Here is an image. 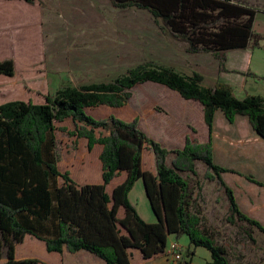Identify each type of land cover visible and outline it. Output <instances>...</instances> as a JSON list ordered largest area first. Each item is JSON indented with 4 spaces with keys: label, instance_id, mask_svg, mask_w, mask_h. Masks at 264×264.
I'll use <instances>...</instances> for the list:
<instances>
[{
    "label": "trees",
    "instance_id": "obj_1",
    "mask_svg": "<svg viewBox=\"0 0 264 264\" xmlns=\"http://www.w3.org/2000/svg\"><path fill=\"white\" fill-rule=\"evenodd\" d=\"M22 1L34 5L36 0ZM109 2L122 10L147 12L163 35L184 44L187 54L213 56L219 73H233L226 66L228 52L258 47L263 41L253 32L256 11L232 0ZM14 69L11 58L0 59V76L13 78ZM243 75L260 79L249 72ZM203 81L199 73L185 76L148 61L108 82L56 89L44 97L42 104L20 100L0 104V258H5V264H43L36 258L15 259V247L26 236L43 243L48 253L83 251L105 264H130L129 250H137L149 260L164 255L170 237H186L188 247L181 264H190L198 248L208 252L211 264H238L201 228L195 205L201 185L196 169L201 163L205 167L203 180L215 184L226 198L225 223L255 244L251 230L264 235V226L241 212L233 191L221 177L225 172L238 173L214 163L211 138L219 110L228 124L237 116L246 118L264 141V98L237 99L230 85L204 87ZM149 82L202 106L207 142L186 138L182 148L166 149L150 139L137 120L123 121L115 116L96 119L86 112L101 106L120 109L130 102L131 89ZM65 120L74 126L69 135L85 139L88 151L95 145L102 147V182L80 185L73 182L69 172H59L55 124ZM146 150L153 156L154 174L142 168ZM120 173L125 174L123 182L109 194L106 187ZM245 178L260 186L252 177ZM139 181L153 223L144 221L129 199ZM120 209L124 211L121 218Z\"/></svg>",
    "mask_w": 264,
    "mask_h": 264
},
{
    "label": "rangeland",
    "instance_id": "obj_2",
    "mask_svg": "<svg viewBox=\"0 0 264 264\" xmlns=\"http://www.w3.org/2000/svg\"><path fill=\"white\" fill-rule=\"evenodd\" d=\"M22 13L32 18L38 16L39 23L34 20L30 23L29 36H24L18 50L11 53L15 74L5 82L0 80V101L42 104L44 97L56 89L108 82L148 61L171 67L183 75L199 72L202 76L219 77L210 59L187 54L184 44L163 35L145 11L135 8L122 10L113 7L109 0H36L29 10ZM35 23L38 24L34 26ZM131 93L130 102L120 109L101 106L86 109V112L96 119L115 116L123 121L137 120L139 128L166 149L184 146L179 139L188 124L197 130L199 137L206 132L197 102L196 106L187 107L188 102L176 92L151 82L135 86ZM55 125L59 172H69L75 183L102 182L99 161L102 147L95 145L88 151L85 139L71 137L69 132L74 131V126L70 120ZM142 168L152 174L155 172L149 150L143 152ZM204 169L201 163H197L196 172L201 185L196 191L195 205L201 228L224 247L231 261L262 264L264 235L252 229L256 241L252 244L236 228L225 223L226 198L215 184L203 180ZM124 178L125 174L120 173L106 187L107 192L111 194L113 185L120 184ZM129 199L144 221L147 215L155 220L142 181L136 183ZM121 216L118 214L119 218ZM16 246L21 252L32 253L26 258H36L43 264L54 260L52 253L46 252L43 243L35 238L27 236L22 244ZM181 248L184 257L185 248ZM193 264H211L208 252L198 248Z\"/></svg>",
    "mask_w": 264,
    "mask_h": 264
},
{
    "label": "crops",
    "instance_id": "obj_3",
    "mask_svg": "<svg viewBox=\"0 0 264 264\" xmlns=\"http://www.w3.org/2000/svg\"><path fill=\"white\" fill-rule=\"evenodd\" d=\"M232 3L239 4L256 11L254 16L253 32L263 37V41L260 42V46L228 52L226 66L231 72H233L231 74L219 73L217 62L210 54L191 55L206 57L215 64V68L217 69L216 72L219 77L202 76L204 80V87H213L217 83H225L230 85L233 89V96L237 99H243L247 96H261L264 98V0H232ZM32 6L33 5H29L22 0H0V59L12 58L11 53H15L18 50V47L21 46L22 38L27 35L29 36L28 31L30 23H32L33 20L39 23L38 16L32 18L30 15L22 13L29 10ZM37 24L35 23L34 26ZM248 72L259 76L260 79L243 75ZM221 75H230V77H220ZM0 77V80L2 81H7L10 78L4 76ZM5 102L7 101H0V104ZM186 102H188L186 103L187 107L196 106V101L188 100ZM198 107L202 110L201 105ZM188 125L189 126L184 127L185 130L179 139V143H181L182 146L184 145L186 138L200 144L207 142L209 138L207 128L206 132L203 133V136L199 137L197 130L190 124ZM211 142L213 147L212 155L214 163L227 168V170L238 173L232 174L225 172L221 174V177L233 191L237 201L236 203L241 212L252 219H255L264 226V141H262V139L259 138V136L252 130L246 118L243 116H237L234 123L228 124V121L223 113L218 110L216 111L214 117ZM246 176H250L254 180L258 181L260 186L248 181L245 178ZM77 184L86 185L87 183L81 182ZM118 184H114L112 189ZM135 187L136 183L131 192L134 191ZM119 214H122L123 216L124 211L120 209ZM150 216L151 215H147L145 221L147 223L155 222V220L153 221ZM170 240H176L185 249L188 247V239L186 237L178 238L172 236L169 238V241ZM129 253L131 256L130 264H171L169 263L170 261L163 255H158L155 258L146 260L141 257L139 251L137 250H129ZM196 253L197 249L194 250V257ZM51 256L54 257V260L51 259V261L44 263L105 264L98 257L83 251L70 254L64 250L60 254L52 253ZM26 257L27 254H25V252H21L19 247L17 248L16 246L15 259L22 260L26 259ZM194 257H192L190 264H193ZM0 264H5V258H0ZM262 264H264V261Z\"/></svg>",
    "mask_w": 264,
    "mask_h": 264
},
{
    "label": "built area",
    "instance_id": "obj_4",
    "mask_svg": "<svg viewBox=\"0 0 264 264\" xmlns=\"http://www.w3.org/2000/svg\"><path fill=\"white\" fill-rule=\"evenodd\" d=\"M182 246L173 240L168 243L164 251V257L171 261V264H179L183 260Z\"/></svg>",
    "mask_w": 264,
    "mask_h": 264
}]
</instances>
